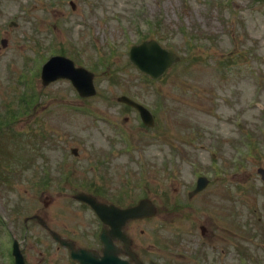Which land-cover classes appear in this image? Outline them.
Instances as JSON below:
<instances>
[{
	"label": "rangeland",
	"instance_id": "rangeland-1",
	"mask_svg": "<svg viewBox=\"0 0 264 264\" xmlns=\"http://www.w3.org/2000/svg\"><path fill=\"white\" fill-rule=\"evenodd\" d=\"M70 1L0 0V121H9L3 131L12 126L22 138L33 142L37 138L31 151L23 153L21 164L15 158L13 165L1 167L11 179L0 184V214L9 227L16 229L15 237L20 241L24 239L23 228L28 225L30 235L21 246L27 264H72L57 244L53 243L49 252L51 239L38 219L26 223L25 219L40 216L46 221V228L52 229L60 217L86 219V208L72 197L76 192L93 190L94 186L85 187L84 182L96 184L102 173L106 178L101 179L103 192L113 194L117 189L130 188L128 200L132 201L145 194V187L139 190L137 182L153 181L147 190L156 196V202L165 208H177L188 197L184 183L196 178L197 173L225 178L228 172L227 176L239 178L244 172L233 173L244 169L245 176L238 180L247 183L255 178L256 167L264 166V0H73L75 9ZM11 21L17 26L10 27ZM2 39L8 40L4 48ZM149 39L158 40L181 57L159 81L143 78L129 60V48ZM57 53L95 73L96 95L80 98L67 80L42 86L40 74L35 76L34 72ZM35 57L41 61H34ZM106 57L105 64L95 70ZM126 94L153 107L158 102L165 106V112L158 116L162 139L153 146L152 139L148 146H143L145 138L137 139L132 158L122 155V145H116V153L111 150L114 144L110 146L103 134L108 135L109 131L99 122L105 115L121 116L120 121L124 122L122 115L115 113V104L109 101ZM26 100H30L27 105ZM126 127L133 139L139 138L140 132L132 121ZM194 131L202 135H195ZM44 134L46 137L41 138ZM233 137H240L243 142L237 146L238 150H245L243 163L239 162L242 149L235 152ZM10 138L11 134L2 137V150L7 141L12 142ZM255 141L256 147L252 145ZM201 145L207 151L201 150ZM249 145L255 153L247 155ZM170 146H179L188 160L177 161L180 167L164 173L158 163L168 164L160 159ZM72 147L80 150L82 161L78 163L79 172L64 173L69 179L63 181L64 174L58 172L57 163L62 150ZM111 152L108 166H99L98 157ZM82 167L89 170L83 173ZM223 181L220 185L215 183L222 189L223 198L218 191L212 195L215 188L210 187L194 198L197 203L210 196L201 201L204 208L194 213V206L189 207L187 216L191 214L201 221L203 212L210 210L226 239L230 231L238 230L237 245L247 248L252 260L246 256L245 264H264V248L258 246L259 239L264 241V212L262 221L256 222L249 199L243 198L254 195L242 194L241 190L234 193L233 205H227L230 197L224 198L226 185L234 181L225 185ZM261 188L264 190L262 183ZM182 213L176 210L173 215L182 219ZM240 213L250 217L245 219L248 233L254 229L259 234L252 243L244 227L233 225L237 220L243 222ZM75 228L76 240L87 244L90 225L68 222L64 234L73 237L77 234ZM7 232L3 229L0 236L6 237ZM10 245L3 240L2 255L6 256ZM226 256L230 263L240 262L234 251L229 250Z\"/></svg>",
	"mask_w": 264,
	"mask_h": 264
},
{
	"label": "flooded vegetation",
	"instance_id": "flooded-vegetation-1",
	"mask_svg": "<svg viewBox=\"0 0 264 264\" xmlns=\"http://www.w3.org/2000/svg\"><path fill=\"white\" fill-rule=\"evenodd\" d=\"M124 108V106H121ZM131 112L136 113L135 110H131ZM154 113V112H153ZM106 135L105 133H103ZM104 155V154H103ZM101 155V156H103ZM98 157L97 162L99 166H102L103 168H106L109 164L108 158H100ZM106 179V178H104ZM213 187L211 181L208 183L207 187L194 195L192 199H188L189 193L191 190L187 189V185H184L185 192L188 193L187 200L184 201L182 205H179L177 208L169 207L167 206L165 208L164 205H161L160 211L157 212L156 216L151 219H144L141 221H145L146 225H150L153 220H157L158 224L156 227L151 228V232L147 234L145 230H141L139 232L140 236L143 237L146 241H148V249H144L141 244L138 242H142L140 240L139 235L135 231L133 227L134 222L128 223L124 230L126 233L131 237L133 240L132 247L135 249L137 253L143 254L145 256H148L147 262L152 261L150 259L151 256L155 257V262L158 264H166V259L171 258L172 254H175L177 257H187V254L191 257H194L199 263L201 264H228L227 260L229 259L226 254H228L229 251H227V248L222 247L220 251H217L218 247L215 244H218L220 246H223L226 244V242L229 240L225 238L226 233L224 232V229L220 227V225H217L212 216L211 213L207 210V213L203 212L201 221H198L197 219H194L191 214L187 216L188 214V208L193 207L192 204H195L192 212L196 213V209H201L203 206V202L201 201H207L210 199V196H207L205 198H200L197 203L195 202L194 198H199L200 195H203L204 192L207 191L208 188ZM103 187L99 185V190L97 192L96 197L105 203H112L114 202V196L111 197L109 193L101 191ZM193 190V189H192ZM211 193V192H209ZM244 194V193H243ZM213 195V194H212ZM247 198L246 195H243V198ZM211 208V207H210ZM176 210H182L181 216L182 219H177L174 217L173 213ZM241 214V213H240ZM243 216V222H238L239 225H241V228L245 226V219H250L249 216H246L245 214H241ZM171 220V221H178L176 224V230L174 229L175 235L173 236H166L165 234V221ZM204 220V221H203ZM205 222V225H202ZM94 229L98 231V239H97V249H101V241H100V235L104 231H110V227L104 224L101 219L95 217ZM205 226V228H203ZM215 227V228H214ZM46 230L48 232H53L54 230L50 227H47ZM221 231V233H218V231ZM233 236H236L235 234H232ZM157 237V240L155 239ZM167 238V243L166 239ZM138 242H135L134 240H137ZM151 240V242H150ZM122 249L124 248L122 243L117 242ZM156 246V248H153ZM171 250L170 253H168V250ZM217 251V254L215 255ZM150 252V255H148ZM184 252V253H183ZM187 253V254H186ZM239 255L238 250L236 249L234 252V257L236 258ZM217 261V262H215ZM215 262V263H214Z\"/></svg>",
	"mask_w": 264,
	"mask_h": 264
},
{
	"label": "water",
	"instance_id": "water-1",
	"mask_svg": "<svg viewBox=\"0 0 264 264\" xmlns=\"http://www.w3.org/2000/svg\"><path fill=\"white\" fill-rule=\"evenodd\" d=\"M6 41L3 44L6 45ZM131 60L142 70L153 77H159L164 71L174 62L179 60V57L172 52L161 48L155 41L145 42L140 46L134 47L131 50ZM71 78L77 86L79 92L83 96L94 94L95 90L92 84V76L88 75L83 69H76L71 60L64 57L52 58L44 67L43 83L49 84L51 81L59 78ZM130 101L127 98H123ZM81 198L89 201L90 199L81 195ZM90 202V201H89ZM92 204L93 201H91ZM96 209V204L95 207ZM99 209V208H97ZM17 264H24L23 258L16 251ZM72 257L78 260L81 264H123L116 255H108L103 258V261H98V257L91 252L85 250H72Z\"/></svg>",
	"mask_w": 264,
	"mask_h": 264
}]
</instances>
